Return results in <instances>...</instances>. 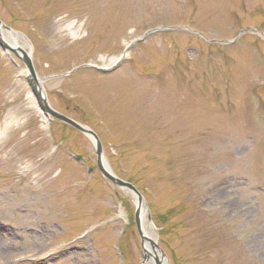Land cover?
<instances>
[{"label": "rangeland", "instance_id": "374dc122", "mask_svg": "<svg viewBox=\"0 0 264 264\" xmlns=\"http://www.w3.org/2000/svg\"><path fill=\"white\" fill-rule=\"evenodd\" d=\"M0 22L163 264H264V0H0ZM19 71L0 50V264H142L132 193Z\"/></svg>", "mask_w": 264, "mask_h": 264}, {"label": "water", "instance_id": "95a60500", "mask_svg": "<svg viewBox=\"0 0 264 264\" xmlns=\"http://www.w3.org/2000/svg\"><path fill=\"white\" fill-rule=\"evenodd\" d=\"M6 31V33L9 34H15L18 35L14 32H12L11 30H9L7 27H5L1 22H0V50L2 51H11L14 54L17 55V57L20 59V61L22 62V64L25 67V71L27 73V78H25V81L30 89V92L32 94V96L34 97L37 107L39 109V111L46 117V118H50L53 120H56L70 128H73L75 130H77L78 132L84 134L92 143V145L94 146L95 149V155H96V166L97 169L99 170V172L101 173V175L109 182L113 183L115 186L117 187H121L122 189H126L129 190L133 197L135 198V200L138 203V206H143V200L141 195L135 190L134 187H132L130 184L122 182L120 180H118L109 170L107 164L105 163V160L103 158L102 155V148H101V144L99 142V140L97 139V136L90 131L89 129H87L86 127H83L81 125H79L78 123H76L75 121L57 113L56 111H54L53 109H51L46 101V98L44 96L43 90L41 88V84L39 82V80L36 77V74L33 70L30 58L27 54L25 53H21L20 55L13 50L9 45H7L3 39L1 38V31ZM147 222L149 223V225L151 226L150 223V219L147 217ZM134 223H135V227H136V231H137V235L140 239V243L141 245L143 244V236L141 233V229H140V225H139V220H138V211L136 209L135 211V215H134ZM153 248L156 250V252L158 253L159 259L155 260V264H163L162 260L164 258L163 253L157 248L155 243H152ZM143 260H144V256H143Z\"/></svg>", "mask_w": 264, "mask_h": 264}, {"label": "bare ground", "instance_id": "6f19581e", "mask_svg": "<svg viewBox=\"0 0 264 264\" xmlns=\"http://www.w3.org/2000/svg\"><path fill=\"white\" fill-rule=\"evenodd\" d=\"M1 38L6 44H8L19 55L21 53H25L30 57V53H26L24 46L19 44L20 39L16 37L15 35L1 31ZM7 38L12 39L13 44L7 43ZM18 75L21 79L27 78V73L25 71H19ZM133 201L137 207L139 225H140L141 233L143 236L142 249H143L144 260L142 261V264H155V260L159 259V256L156 250L152 246V243H155V241L151 235V227L150 225L146 223L145 211H144L143 206H138V203L135 199ZM162 263H163V260H162Z\"/></svg>", "mask_w": 264, "mask_h": 264}]
</instances>
